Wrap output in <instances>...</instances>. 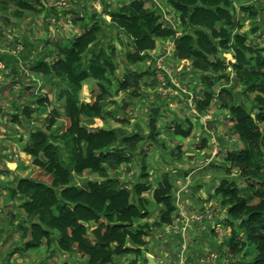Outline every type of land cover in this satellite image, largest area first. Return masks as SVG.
Segmentation results:
<instances>
[{
  "label": "trees",
  "instance_id": "obj_1",
  "mask_svg": "<svg viewBox=\"0 0 264 264\" xmlns=\"http://www.w3.org/2000/svg\"><path fill=\"white\" fill-rule=\"evenodd\" d=\"M48 1L0 0V11L8 21L7 10L15 3L13 14L20 19L25 12L41 13ZM120 1V5L106 3L72 38L46 41L39 57L27 63L29 74L40 77L48 90L32 92L33 102L11 110L12 123L23 125L22 119L30 122L35 111H49L40 126L29 130L22 147L35 157L37 169L16 176L8 188L10 198L24 211L23 220L15 225L20 241L12 254L44 246L86 258V264H124L120 259L125 255L135 252L138 257L147 249L153 228L174 223L179 216L178 185L170 171H163L153 186L144 156L146 147H165L159 125L162 106L151 104L147 132L128 130V117L111 108L112 98L120 92L139 97L142 81L157 82L156 66L137 67L152 59L158 41L172 40L171 59L189 61L197 74V93L190 92L199 115L214 103L228 113L231 134L238 139L236 146L223 152L225 176L214 192L225 212L223 227L231 228L223 240L225 256L230 257L229 264H264V45L248 41L244 24L236 17L237 0H165L178 15L173 21L165 20L148 0ZM240 9L254 18L264 10V3ZM71 13L73 24L80 18L72 8ZM116 41L122 47L121 59ZM24 51L25 45L18 55ZM120 63L125 65L121 76ZM88 81L91 96L85 100L81 91ZM234 86L242 89L245 99L238 100ZM51 95L59 105H54ZM97 119L103 123L113 119L121 125L96 126ZM186 119L187 125L173 121L169 129L176 136L190 137L194 126ZM205 142L206 138L202 145ZM181 147L179 142L175 158L182 157ZM138 154L142 157L137 176L122 180L119 169ZM86 174L97 178L78 183ZM239 180L246 186L241 187ZM156 209L157 218L150 221ZM252 245L255 253L247 260ZM192 261L196 258L186 262ZM144 262L148 263L147 257Z\"/></svg>",
  "mask_w": 264,
  "mask_h": 264
},
{
  "label": "rangeland",
  "instance_id": "obj_2",
  "mask_svg": "<svg viewBox=\"0 0 264 264\" xmlns=\"http://www.w3.org/2000/svg\"><path fill=\"white\" fill-rule=\"evenodd\" d=\"M50 1H53V4H57V2L61 0H49L48 3ZM65 1L66 3L60 6L62 10H59L57 14L58 20L56 21H59V23L57 24L50 25L53 20H48L47 17L44 16V12H42L41 14H38L37 17L38 27L40 28L36 29V27H33L32 22H30L31 19L28 18V16H30V13L25 12L22 18H16V16L13 14L14 10L16 9V4L13 3L11 5V8L7 10L6 13V18L8 17V21L5 19L4 12L0 11V28H4L6 30V34H9L10 31H8V29H10L12 32H17L19 31L18 29L26 30L24 29L25 27H33L32 35L31 37H29L35 38L34 36H37L43 38L41 40L35 39L38 41L32 42L34 43L35 47L40 49L44 48V43L46 41H49L50 43L57 41L58 39L61 41H65L66 39H68V37L72 38L76 35L75 31H73L74 29L70 30V24L68 21L70 20L71 15H68V13H71V8L73 9V12L76 13L78 11V7H76V5L79 4L76 0ZM113 1L117 0H106L105 3H114ZM148 2L152 7L158 9L160 12L163 8H161V5L163 3H166L165 0H149ZM259 3H264V0H237V2L235 3L236 17L240 22L244 24L242 27V31L248 34V41H254L256 43L264 45V10L262 12L260 11L258 16L251 18L245 15L240 9L241 5L253 4L259 6ZM164 10H166L165 7L163 9V12ZM62 11L64 12L63 14L65 16V19L62 18ZM167 15L170 16H165L164 19L167 21H172L174 18L173 13L169 11L167 12ZM14 20H19V25L16 24ZM14 26L19 27L16 28V30H13ZM115 32L116 30L113 31V34H116ZM6 34H4V36H7ZM122 36L124 37V35ZM108 37L109 36L107 35V38ZM8 38L9 37L2 38V34H0L1 52L4 51L3 49L11 50L17 45L18 42H14L9 46L8 43L11 39ZM115 40H117V37ZM165 43L166 42L160 43V46H158L159 49H157V51H161ZM116 44L118 45V50L120 52L119 58L121 59L122 47L118 44V41H116ZM157 54L158 52L154 53V55ZM227 56L230 57L229 54H227ZM167 61L169 63H174L173 74L176 77L175 80L178 82L179 87L175 84H171L170 88H168L167 86L163 93L160 90L161 86L157 84V82H155L154 85H150L149 83H151V80L148 78L145 79V83L143 81L141 83V96H131L130 92L127 91L120 92L118 95H115L112 98L113 100H115V104L111 108L115 107V109L118 110L119 116L128 117V130L136 129L147 132L145 126L151 104L154 103L162 106L163 118L159 121V125L161 129V136L164 139L165 147H158L154 145L152 147H146L144 148V156L148 168L147 170L150 173V179L153 186L157 184V177L163 171L171 172L173 178L175 179V183L178 185V191L176 192V203L178 200V209L180 210L179 214L181 216L179 218L176 217V220L172 225L153 228L147 238L151 242V240L153 241L154 238H161L165 236V233L167 234L175 232V230L177 231L180 228L181 233L179 232V234L183 239L182 243L176 242L175 244H173V246L171 244L166 248L163 244L160 243L161 245L158 246V248H160L157 249L156 252H152L149 254L154 255V258L157 262H160V264H185V260L186 258H188L187 255L191 251L190 249L196 252L195 254L197 255V261H199L200 257L202 256H204L202 258H205V256H207L210 251H213V253L217 255L218 258L221 256H225V246L223 245V240L225 239V237L230 235L231 228L229 226L226 228L223 227L222 218L225 216V212L223 210H220L221 205L219 202V197L214 195V192L220 179L225 176L223 165H225V163L227 162L224 160L223 152L228 147L236 146L238 144V139L235 135L231 134L230 121L228 113L226 111L220 110L214 103H212L211 107L208 108L205 113H203L204 119L202 120V115H199L196 108L193 109L188 105L187 97L190 91H192L193 94L197 93V90L194 89L196 88V84L198 81L197 74L192 72V69L188 64L182 65V68L178 70V67H180V62L176 63L171 58H167L166 64L168 65L169 63H167ZM24 62L25 61L23 60L21 61V64L25 65L23 73L17 75V72H14V74H11L12 76L10 79H8V76L6 77L5 74L0 71V110L3 109V106L10 109H17V106H23V102H25L24 104H30L34 101L32 96L30 95L32 92L39 94L48 90L47 88L43 87V80H35L37 76L29 74V72L26 70V64ZM148 66L155 67V60L153 56L151 60L149 59L139 64L137 68L145 69ZM0 67H4L3 62H0ZM124 69L125 65L123 63H120L118 74H122ZM8 83L10 86L8 85ZM13 84L17 87H11V85ZM233 85H235V81L232 82V86ZM26 86L30 87L29 90H31V92L28 91ZM91 86V82L89 81L84 84L81 91V97L83 99L88 100L90 98ZM8 87H11L13 89L9 91L6 98H2L4 94H6L4 90ZM234 90L238 94L239 101H241V99H245L241 95L240 90L242 89L240 87L236 86ZM51 97L53 98L54 102V95H51ZM59 104V102H54L55 106ZM124 106L125 110L123 111L121 108H123ZM48 111V108H42L38 111H35L34 113L36 117H34V119H32L30 122H25L26 119H22L23 125L17 124L19 125V128H16V131L12 130L10 132L7 130L5 131V133H3V131L2 133H0V143L5 139H7L8 141L12 139L8 136L9 134L14 135L12 142L16 143L18 140V136H16V133L19 134L21 130V137L22 135H25L27 136L25 137V139H27L29 130L36 126H40L42 119L46 116ZM186 118H189L193 123L194 129L192 134L188 138L176 136V134H174V130L169 129L174 125V123L172 122L176 121L187 125ZM95 125L108 127L120 126L121 124L113 119H111V121H109L108 123H103L101 120L97 119ZM2 134H6L7 138H4ZM204 138H206V142L204 145H202V141ZM179 142H181L182 144L181 150L183 152V155L181 158H175V153L178 151L177 144ZM8 148H11V150L14 149L15 144H11V147L9 146ZM140 156L142 157L141 154H138L131 164H124L119 169L118 175L122 180H133L134 176H137L141 161ZM9 166L13 169L15 168V166L19 167L14 163L10 164ZM36 169L37 166L35 164L29 165L26 171L27 175L32 174ZM232 176L234 178H237L238 175L236 173ZM88 177L97 178L96 175L86 174L85 176L78 178L77 182L81 183L82 180ZM6 178H8V180L3 179L2 182L4 183L0 186V213L3 212L2 214H0V264H81L76 260L70 259V253L68 252L66 253L59 250L55 251L54 249L50 250L47 247L45 248L44 246L37 249H29L27 251L19 252L17 253L18 255L12 254L13 250L16 247L15 243L17 241H20L18 233H14L16 230L15 225L17 224L14 222V219L18 220L17 216H19L20 222L23 220V218H20V209L16 205L17 202L14 200L12 202L11 198L10 200L8 198L6 199L5 195H3L4 188H6L8 195L10 181L14 180L16 177L14 175V179H11L12 177L9 179V175L7 174ZM238 182L241 187L246 186L245 182L240 180ZM200 196H203L206 199L207 202H204V209L207 208V210H210L211 214H209V216H203L202 220H200L199 223L195 224H200V222H202L203 224H207V222H210L212 224L211 227H208V229H211L208 230V233H210V240H212L213 243H210V241H208L206 235H199L198 239L197 237L194 238L196 232H194V230L191 228L196 225H190L191 223H187L185 227L182 228V226L184 225L183 221L182 223L180 222V226L178 225L180 219H184L185 222L187 219L190 221L191 217L199 210H201L199 207L195 206V202L200 198ZM190 213H192V215ZM157 215L158 210L156 209L152 212L149 220L154 221L157 218ZM217 218L220 221L219 225H215ZM240 234L241 238L243 239L244 236L242 235V233ZM148 251L149 249H145L144 251H142V254L138 256L139 258L137 257V253L132 252L129 255H125L123 259H120V262L128 264L131 260V257H133L138 258L137 260L139 262H136V264H146V262H144V256ZM178 251L180 252L179 256ZM246 253L249 254L245 255L247 256L246 259L251 260L253 258V254L255 253V247L252 245L250 248H247ZM238 257H240L242 260L245 259V257L242 256ZM206 258V260H209L211 258V255ZM228 258L230 259V257Z\"/></svg>",
  "mask_w": 264,
  "mask_h": 264
},
{
  "label": "crops",
  "instance_id": "obj_3",
  "mask_svg": "<svg viewBox=\"0 0 264 264\" xmlns=\"http://www.w3.org/2000/svg\"><path fill=\"white\" fill-rule=\"evenodd\" d=\"M76 1L79 3L78 5H76V7H78L77 13H78V17L80 19H78L76 22H74L72 24V26H70V30L74 29L73 31H75V34H78L85 28V26L87 24H89V22L92 20L93 14L96 13L97 10L98 11L102 10L104 5L106 4L105 3L106 0H94V1H92V0H76ZM108 1H111V0H108ZM151 1H153V0H151ZM52 2L50 1L47 4L46 9H44V11H42V12H44V16L47 17L48 20H50V19L53 20V22L50 25L59 23V21H56V20H58L57 14H58L59 10H62L60 8V6H59V8L58 7L52 8V5H53ZM113 2L115 5L122 4V1H120V0L113 1ZM164 7L166 8V10L168 9L169 11H171L173 13V17H174L173 20L178 18L177 13L166 3H163L161 5V8H162L161 12H162L164 17L170 16V15H167V12H169L168 10H167V12H166V10H164V12H163ZM41 13H38V14H41ZM63 13L64 12L62 11L61 12L62 18L65 19V16ZM38 14H29L30 16H28V18L31 19L30 22H32L33 27H36V29L40 28V27H38V19H37ZM68 15H72V13H68ZM18 21L19 20H14V22L16 24H18ZM18 27L19 26H16V27L14 26L13 30H16V28H18ZM33 27L32 28H29V27L26 28L25 27L24 29H26V30L18 29L19 31H17V32L16 31L12 32L10 29H8V31H10L9 34H6V30L4 28H2V29L0 28V34H2V38L9 37L8 39H11L10 42L8 43L9 46L11 43H14V42H18V43L22 42L25 44V51L18 56H13L12 53L10 52V50L3 49L4 50L3 52L0 51V62L1 63L3 62V66H4V67H0V71H2V73L5 74L6 77L8 76V79L11 78V76H12L11 74H14V72H17V75H20L21 73H23V69H25V65L21 64L22 60L25 61L24 63L27 66V62H29L33 58L39 57V52L41 49L35 47L34 43H32V42L41 40L43 38L37 37V36H34L35 38H30L32 35V32H33L32 31ZM50 28H51V26H50ZM4 34H6L7 36H4ZM35 39H38V40H35ZM160 43H162V42L158 41V45H157L156 49H159L158 46H160ZM32 44H33V46H32ZM184 64H185V62H183L181 65H184ZM186 64H188L190 66L189 61H186ZM37 79H38V81L42 80L40 77L35 78V80H37ZM16 85H17V83H16ZM16 85L14 87H17ZM7 95H8V93L4 94V96L2 98H6ZM11 110H14V109H10V108L4 107V106H3V109L0 110V133H2L3 131H4L3 133H5V131H7V130L10 132L12 130L16 131V128H19L18 127L19 125L12 123V116L10 113ZM10 117H11V119H10ZM21 132H22V130H21ZM21 132L19 134L16 133V136H18V138H17L18 140L16 143L12 142L13 141L12 139L14 138V135H12V134L8 135L12 139H10L9 141L7 139H5L3 142L1 141V143H0V186L4 183V182H2L3 179L8 180V178H6L7 174L9 175V179L11 177H12L11 179H14V175H15V177L16 176H25V175H27V173H26L27 167H29V165H31V164L32 165L34 164L33 162L35 160V157L22 150L23 145L27 142L28 139H25V137H27L25 135H22V137H21ZM2 135L4 136V138H7L6 134H2ZM11 144H15V148L12 150H11V148H8L9 146L11 147ZM13 163L16 164L17 166H19L20 168L15 166V168L13 169L12 167H10L9 165L13 164ZM1 188H4V187H1ZM3 191H4L3 195H5V198L6 199L8 198L10 200L9 193L7 195L6 188H4ZM11 200L13 202V199H11ZM204 202H207L206 199L203 196H200V198L195 202V206L199 207L202 210V209H204V206H205ZM19 209H20V216H21L20 218H22V214L24 211L21 208H19ZM0 211H1V209H0ZM2 213L3 212H1L0 214H2ZM190 214L192 215V213H190ZM180 216L181 215L179 214L178 218ZM17 217H18V220L14 219L15 223L19 222V216H17ZM182 221L184 223V220H182V219H180V221L178 222L179 226L181 225L180 222L182 223ZM218 221H219V219L217 218L215 225H217V224L219 225ZM195 223H199V222L192 221L190 224V225H192V224L196 225L193 228H191L194 230V232H196L194 238L197 237V239H198L199 235L200 236L206 235V237L208 238V241H210V243H213V241L210 240V233H208V230H211L210 228L208 229V227H211L212 224L210 222H207V224H203L202 222H200V224H195ZM179 232L181 233L180 228L177 231L175 230V232H171V233H167V234L165 233V236H163L161 238H154L153 241L151 240V242H149L148 246L146 247L147 249H149V251L146 252V254L147 253L148 254L147 255L145 254L144 257H147L148 255H152L149 253L156 252L157 249L160 248V247L158 248V246L161 244H163L164 247L166 248L171 244L173 246V244H175L176 242L182 243L183 238L180 236ZM190 250L192 251V249H190ZM191 251L187 255L188 259L186 258L185 261L193 260L194 258H196V256H197L195 254L196 252L195 251L191 252ZM179 253L180 252L178 251V256H179ZM16 254L17 253H15L14 255H16ZM189 254H191V255H189ZM69 256H70V259H72V260H76L77 262H79L81 264H86V262H85L86 258H81V259L78 257L76 258L75 256H73V254H69ZM132 259H135V258L131 257V260ZM137 262H139V261H137ZM138 264H140V263H138Z\"/></svg>",
  "mask_w": 264,
  "mask_h": 264
},
{
  "label": "built area",
  "instance_id": "obj_4",
  "mask_svg": "<svg viewBox=\"0 0 264 264\" xmlns=\"http://www.w3.org/2000/svg\"><path fill=\"white\" fill-rule=\"evenodd\" d=\"M65 3H66L65 0H61V1H58L57 4H54V5L62 6ZM68 22H69L70 26H72L71 19ZM12 49L10 50V52L13 55H18L24 49V45L20 42L19 44H17ZM172 51H173V41L172 40H168V41H166V43H165V45H164V47H163V49L161 51H157V49L155 48L151 52V55L154 57V60H155V66L157 68V73H156L157 84H159L161 86L160 90L162 92L165 90V88L167 86H168V88H170L171 84H175V85H177L179 87L178 82L175 80L176 77L173 74V65H174V63L173 62L169 63L167 61V63H169V65L166 64V59L167 58H171ZM155 52H158V54L154 55ZM179 62H180V65L183 63V61H176V63H179ZM185 64H186V62H185ZM187 103H188L189 106H191L193 109H195L194 95L191 92L188 94ZM201 119L203 120L204 117L201 116ZM176 204H177V206L179 205L178 204V200H177ZM209 214H211L210 210H207V208L206 209H202V210L198 211L197 213H195L191 217V220L199 222L200 220H202L203 216H209ZM183 215H184V213H183ZM191 220L189 221L187 219L186 222L184 220V225H183L182 228H184L187 223L190 224L192 222ZM210 253H208V255L205 256V258H202L204 256L200 257L199 261L196 260V261H192V262H189V263H187L185 261V264H229V258H228L229 256L226 255L225 257L220 259V257L218 258V256L215 255L213 253V251H210ZM209 255H211V258L209 260H206L207 259L206 257H208Z\"/></svg>",
  "mask_w": 264,
  "mask_h": 264
},
{
  "label": "water",
  "instance_id": "obj_5",
  "mask_svg": "<svg viewBox=\"0 0 264 264\" xmlns=\"http://www.w3.org/2000/svg\"><path fill=\"white\" fill-rule=\"evenodd\" d=\"M147 260H148V264H160L159 262L156 261L153 255H148Z\"/></svg>",
  "mask_w": 264,
  "mask_h": 264
}]
</instances>
